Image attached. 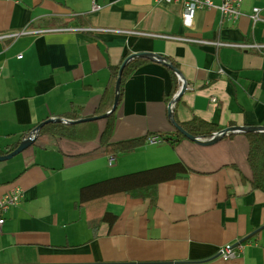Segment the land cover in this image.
I'll use <instances>...</instances> for the list:
<instances>
[{
	"label": "crops",
	"instance_id": "obj_1",
	"mask_svg": "<svg viewBox=\"0 0 264 264\" xmlns=\"http://www.w3.org/2000/svg\"><path fill=\"white\" fill-rule=\"evenodd\" d=\"M240 11L237 21L217 8L199 11L190 27L181 6L156 0H0V35L29 32L0 40V148L72 108L82 118L98 116L111 68L136 52L179 64L182 87L187 83L180 121L264 126V49L138 34L264 45V0H244ZM171 92L164 63L149 60L136 69L123 85L113 141L174 134ZM106 124L98 120L100 131ZM249 150L242 134L177 147L146 139L119 154L106 153L99 139H60L59 150L32 145L0 162V196L15 186L24 193L6 213L0 264H264V192L252 187ZM178 162L189 172L158 185L155 204L122 195L77 206L84 186ZM106 213L115 221L103 220ZM239 243L242 254L220 256L222 247Z\"/></svg>",
	"mask_w": 264,
	"mask_h": 264
},
{
	"label": "trees",
	"instance_id": "obj_2",
	"mask_svg": "<svg viewBox=\"0 0 264 264\" xmlns=\"http://www.w3.org/2000/svg\"><path fill=\"white\" fill-rule=\"evenodd\" d=\"M72 19H76L83 25L81 15H76L75 17H72ZM164 58V64L167 67L168 64H171L178 70H180V66L176 61H174L170 57L164 56ZM148 62V59L137 58L131 60L127 64L122 77L119 102L121 101L123 85L126 82L127 78L136 69ZM111 69L112 81L107 91L104 93L100 108H98L97 110L96 114L98 116L110 112L114 105L116 81L120 66L112 67ZM170 73L172 78V92L170 94V98L167 99L168 106L173 99H176L178 93L181 91V87L183 84L181 76H179L171 69ZM180 100L176 102L172 107L174 118L176 122L182 127V129L189 135L199 140H209L219 134H223V131L228 128L217 126L198 117H194L183 122L180 121L177 117V108ZM59 118H63L68 121H79L82 119V116L80 110H74L72 108L70 112L63 114ZM106 120L107 124L102 131H100L99 129L98 120L81 122L72 125H69L67 123L46 124L39 131L38 138L33 145H36L39 148L45 150H59L60 139H67L71 141H90L99 139L101 146L102 148H104L106 153L119 154L132 152L139 144L143 143L146 139H149V137H142L127 141H113L116 126V111L110 113ZM174 131V134L171 133L168 135H157L162 138V141L169 143L173 147H177L184 140H189L178 129L174 128ZM31 132L22 134L17 142L8 145L5 148H0V156L9 154L16 150L19 147L20 143L24 139L29 137ZM238 134L239 133L229 132L225 135L224 138H234ZM241 134L245 135L250 143L248 162L252 169L253 175L251 180L252 187L254 190H260L264 192V132ZM188 172V167L183 162H178L99 181L81 188L80 198L77 206L83 207L96 200L109 199L122 195H132L135 197L143 198L150 197L152 203L155 204L157 201L155 192L158 185L164 182L172 181ZM115 218L116 217L114 215L106 213L103 217V220L112 223L113 221H115Z\"/></svg>",
	"mask_w": 264,
	"mask_h": 264
},
{
	"label": "built area",
	"instance_id": "obj_3",
	"mask_svg": "<svg viewBox=\"0 0 264 264\" xmlns=\"http://www.w3.org/2000/svg\"><path fill=\"white\" fill-rule=\"evenodd\" d=\"M158 3H164L167 6H181L183 13V21L185 25L192 26L195 20L196 14L199 11H205L210 9H218L224 18H228L232 21H237L242 16L240 11L244 0H221L219 5H216L214 0H156ZM100 7L98 5H94L93 9L98 10ZM259 8L254 9L253 21L257 22L260 19L259 17ZM73 30V29H71ZM76 30H88L87 28L76 29ZM29 33L28 31H21L12 34H4L0 35V40L4 39H15L20 37L21 35ZM141 36L155 37V38H163V39H174L182 42H191L197 43L199 45H212V46H230V47H239L247 49L249 47H256L259 50L264 49V45H235L232 43H226L221 41H209L203 39H193L186 37H177L173 35H152L146 33H138ZM148 142L151 144H159L162 142V139L159 136H151L148 139ZM116 161L114 156L109 158L110 165H113ZM24 198L23 190L20 187H13L10 190L2 193L0 196V234L3 231L4 225L6 223V213L13 207L18 206ZM244 252V245L239 243L237 245H229L224 246L220 249L219 254L226 260H230L235 256L242 254Z\"/></svg>",
	"mask_w": 264,
	"mask_h": 264
},
{
	"label": "water",
	"instance_id": "obj_4",
	"mask_svg": "<svg viewBox=\"0 0 264 264\" xmlns=\"http://www.w3.org/2000/svg\"><path fill=\"white\" fill-rule=\"evenodd\" d=\"M137 58H144V59H149L151 61H158V62H162L165 63V58L159 54H154V53H148V52H140V53H132L131 55H129L128 57H126L124 59V61L122 62L119 72H118V76H117V81H116V90H115V101H114V105L112 110L109 113H106L103 116H94V117H88V118H82L79 121H68L65 120L63 118H51L48 119L44 122H42L41 124H39L35 129H33V131L30 133L29 137L24 139L19 147L14 150L13 152L0 156V162H4V161H8L13 159L14 157H16L17 155L21 154L22 152H24L25 150H27L29 147H31L34 142L37 140L38 138V133L41 130L42 127H44L46 124L49 123H67L69 125L72 124H77V123H81V122H88V121H94V120H100V119H104L107 118L110 113L114 112L117 110L118 105H119V99H120V90H121V85H122V77H123V73L124 70L127 66V64L133 60V59H137ZM168 67L173 70L174 72H176L179 76L182 77V79L184 80L180 70H178L176 67H174L171 64H168ZM187 89V83L185 82L181 91L178 93V96L176 97V99H173L169 106H168V115H169V119L172 123V125L174 126V128L178 129L181 133H183L189 140L196 142V143H200V144H214L220 140H222L225 135L229 132H235V133H255V132H264V126H232V127H228L227 129H225L223 131V134H219L216 137L209 139L210 141H205V140H199L191 135H189L187 132H185L182 127L176 122L175 118H174V114H173V110L172 107L173 105L178 102L181 97L183 96V94L185 93Z\"/></svg>",
	"mask_w": 264,
	"mask_h": 264
},
{
	"label": "rangeland",
	"instance_id": "obj_5",
	"mask_svg": "<svg viewBox=\"0 0 264 264\" xmlns=\"http://www.w3.org/2000/svg\"><path fill=\"white\" fill-rule=\"evenodd\" d=\"M32 149H36V148H35V147H32ZM24 152H25V151H24ZM24 152H23V153H24ZM21 154H22V153H21ZM17 156H19V155H17ZM108 161H109V160H108ZM115 162H116V161H115ZM115 162H114V163H115ZM109 163H110V162H109Z\"/></svg>",
	"mask_w": 264,
	"mask_h": 264
}]
</instances>
